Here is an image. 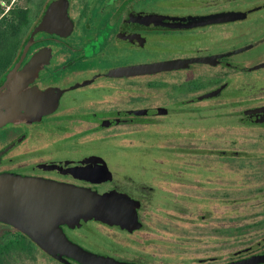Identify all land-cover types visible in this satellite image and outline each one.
I'll list each match as a JSON object with an SVG mask.
<instances>
[{
    "label": "flooded vegetation",
    "instance_id": "1",
    "mask_svg": "<svg viewBox=\"0 0 264 264\" xmlns=\"http://www.w3.org/2000/svg\"><path fill=\"white\" fill-rule=\"evenodd\" d=\"M55 1L18 7L23 35L0 86L20 58V73L35 60L29 88L49 111L0 128V174L114 191L130 197L136 214L122 224L90 217L61 225L70 249L0 220V264H219L264 254V197L256 214L245 213L241 249L225 261L203 256V240L218 231L216 215L191 213L206 200L201 188L216 183L201 152L192 166L190 152L167 153L168 165L138 141L185 138L186 128L196 138L202 127L232 123L234 111L248 125L245 111L264 107V0H62L64 21L42 27ZM163 63L171 67L153 68Z\"/></svg>",
    "mask_w": 264,
    "mask_h": 264
},
{
    "label": "water",
    "instance_id": "2",
    "mask_svg": "<svg viewBox=\"0 0 264 264\" xmlns=\"http://www.w3.org/2000/svg\"><path fill=\"white\" fill-rule=\"evenodd\" d=\"M61 1L52 3L44 15L42 27L55 19L59 23L64 21L66 14L62 11ZM33 36L34 33L30 41ZM29 45H26L23 56ZM22 59L0 86V128L21 118H34L49 111L39 105V98L43 95L37 89L29 88L30 81L38 73L37 62L34 60L20 73L18 67ZM170 65L163 63L153 68L167 69ZM125 71L133 73L140 70ZM244 116L245 124L264 125V107L247 110ZM125 166L121 164V167ZM129 198L114 191L101 193L32 175L0 174V220L20 228L42 245L51 244L61 249L73 247L61 225H81L90 217L122 224L124 216L136 214L131 211L134 207L126 202ZM263 261L264 254L256 253L251 257L219 264H259Z\"/></svg>",
    "mask_w": 264,
    "mask_h": 264
},
{
    "label": "rangeland",
    "instance_id": "3",
    "mask_svg": "<svg viewBox=\"0 0 264 264\" xmlns=\"http://www.w3.org/2000/svg\"><path fill=\"white\" fill-rule=\"evenodd\" d=\"M1 1L4 2L5 11L25 4V0ZM239 114H241L240 111L233 112L232 123L219 120L212 128L202 127L201 132H197L199 135L196 138L189 137L195 134L190 133L189 128L185 129V138H138V141H144V146L152 145L154 150L161 151L163 154L160 156L167 164L172 161V159H166L169 158L167 153L190 152L191 155H187L190 158L184 159L190 165H194L193 162L197 160L192 158L194 151H200L203 154L201 155L202 163L205 161L203 170L211 172L210 178L216 183L209 190L201 188L200 194L206 200L199 205V212H193L191 207V213L217 216L218 239L212 243L203 240L200 252L203 256L216 254L222 261L228 259L230 252L244 246L245 213L250 209L251 215L256 214L252 212L259 208L256 206V201L264 197L262 195L264 191V126L243 125L236 119ZM182 132H178L177 136L182 135ZM222 150L235 152V154L232 158H222L217 154H214L211 160L204 158L205 154L218 153ZM161 161L163 160L159 162ZM179 162V159L175 160L176 166H179ZM129 164L137 166L130 162ZM206 175L209 176V174ZM208 233L209 231L206 230L202 235ZM255 233H257L256 228ZM255 233L253 236L257 237L258 233Z\"/></svg>",
    "mask_w": 264,
    "mask_h": 264
},
{
    "label": "trees",
    "instance_id": "4",
    "mask_svg": "<svg viewBox=\"0 0 264 264\" xmlns=\"http://www.w3.org/2000/svg\"><path fill=\"white\" fill-rule=\"evenodd\" d=\"M10 1L11 0H7L6 2ZM3 4L4 2L0 0V70L6 61V56L12 54V51L17 49L23 35V29L20 23L21 17L23 18L22 9L10 8L6 13ZM171 153L174 154L173 152ZM177 154H179V152L175 153L176 156ZM234 154L235 152L227 150H222L217 153V155H220L222 158H232ZM213 155V153L209 155L205 154L204 158H209L208 160H211Z\"/></svg>",
    "mask_w": 264,
    "mask_h": 264
}]
</instances>
